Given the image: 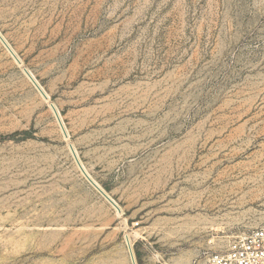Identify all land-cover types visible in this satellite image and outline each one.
<instances>
[{
	"label": "rangeland",
	"instance_id": "rangeland-1",
	"mask_svg": "<svg viewBox=\"0 0 264 264\" xmlns=\"http://www.w3.org/2000/svg\"><path fill=\"white\" fill-rule=\"evenodd\" d=\"M0 34V264H203L264 226V0H0Z\"/></svg>",
	"mask_w": 264,
	"mask_h": 264
},
{
	"label": "built area",
	"instance_id": "built-area-1",
	"mask_svg": "<svg viewBox=\"0 0 264 264\" xmlns=\"http://www.w3.org/2000/svg\"><path fill=\"white\" fill-rule=\"evenodd\" d=\"M203 264H264V226L235 236L224 250L207 252Z\"/></svg>",
	"mask_w": 264,
	"mask_h": 264
},
{
	"label": "water",
	"instance_id": "water-1",
	"mask_svg": "<svg viewBox=\"0 0 264 264\" xmlns=\"http://www.w3.org/2000/svg\"><path fill=\"white\" fill-rule=\"evenodd\" d=\"M0 40H1V42L4 44V46L7 48V50L13 55V56H15L14 55V53H13V51L11 50V48L9 47V45L6 43V41L3 39V37L1 36V34H0ZM26 74H27V76L30 78V80L33 82V84L35 85V87L38 89V91L41 93V95L45 98V99H47V95L43 92V90L41 89V87L39 86V84L33 79V77L26 71ZM50 106H51V108H52V110H53V113H54V115H55V117H56V119H57V121H58V123H59V125L60 126H62V122H61V119H60V117H59V115H58V112H57V110L55 109V107L52 105V104H50ZM70 149L72 150L73 148L72 147H70ZM73 158H74V160H75V162H76V164H77V166H78V168H79V170L81 171V173L85 176V178L91 183V185L111 204V205H113L116 209H118V207H117V205H116V203L113 201V199H111V197L109 196V195H107L104 191H103V189L101 188V187H99V185H97L88 175H87V173L85 172V170L83 169V167L81 166V164H80V162H79V159H78V157L76 156V155H74L73 154ZM129 252H130V255H131V261H132V264H136L135 263V260H134V257H133V255H132V252H131V249L129 248Z\"/></svg>",
	"mask_w": 264,
	"mask_h": 264
},
{
	"label": "bare ground",
	"instance_id": "bare-ground-1",
	"mask_svg": "<svg viewBox=\"0 0 264 264\" xmlns=\"http://www.w3.org/2000/svg\"><path fill=\"white\" fill-rule=\"evenodd\" d=\"M73 154L76 155L75 152H74L73 149H72V155H73ZM76 156H77V155H76ZM79 162H80V161H79ZM80 164H81V163H80ZM81 166H82V164H81ZM82 167H83V166H82ZM83 169H84V168H83ZM84 170H85V169H84ZM85 172H86V170H85ZM86 173H87V172H86ZM87 175L89 176L88 173H87ZM89 177H90V176H89ZM90 178H91V177H90ZM91 179H92V178H91ZM92 180H93V179H92ZM111 199H112V198H111ZM113 201H114V200H113ZM114 202H115V201H114ZM116 205H117V204H116ZM117 207H118V209H117L118 211H119V210L122 211V209H120L118 205H117ZM134 235H135V236H138L139 234H138V232H134ZM126 241H127V244H128L127 246L131 249V247H130V246H131L130 238H129V237H126ZM131 252H132V250H131ZM132 255H133V254H132Z\"/></svg>",
	"mask_w": 264,
	"mask_h": 264
}]
</instances>
